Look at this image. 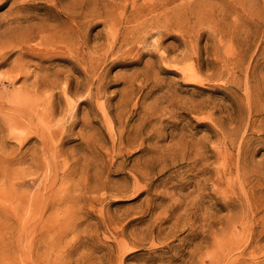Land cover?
Wrapping results in <instances>:
<instances>
[{"label": "rangeland", "instance_id": "1", "mask_svg": "<svg viewBox=\"0 0 264 264\" xmlns=\"http://www.w3.org/2000/svg\"><path fill=\"white\" fill-rule=\"evenodd\" d=\"M0 264H264V0H0Z\"/></svg>", "mask_w": 264, "mask_h": 264}]
</instances>
